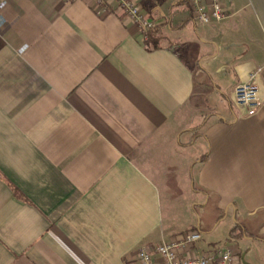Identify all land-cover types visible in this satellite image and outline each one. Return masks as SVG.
Listing matches in <instances>:
<instances>
[{"label": "crops", "instance_id": "crops-1", "mask_svg": "<svg viewBox=\"0 0 264 264\" xmlns=\"http://www.w3.org/2000/svg\"><path fill=\"white\" fill-rule=\"evenodd\" d=\"M136 1L155 47L116 0H0V264H136L193 229L264 264V0Z\"/></svg>", "mask_w": 264, "mask_h": 264}, {"label": "built area", "instance_id": "built-area-1", "mask_svg": "<svg viewBox=\"0 0 264 264\" xmlns=\"http://www.w3.org/2000/svg\"><path fill=\"white\" fill-rule=\"evenodd\" d=\"M116 1L119 10L125 13L147 38V31L155 26V21L140 10L136 0ZM190 4L196 20L203 24L219 21L227 16L222 0H190ZM258 71L259 67L249 74L245 82L236 84L231 90L233 102L243 108L247 115H253L258 109ZM200 238L201 232L193 229L177 238L163 241L153 248L141 247L136 253V264H238L231 245H217L199 251L197 243ZM156 256L160 262H157Z\"/></svg>", "mask_w": 264, "mask_h": 264}, {"label": "rangeland", "instance_id": "rangeland-1", "mask_svg": "<svg viewBox=\"0 0 264 264\" xmlns=\"http://www.w3.org/2000/svg\"><path fill=\"white\" fill-rule=\"evenodd\" d=\"M178 1V0H162V7L165 9H169V7L172 9L174 5V3ZM193 185H195V182H190V188L193 187ZM202 209L200 210V212L202 213L201 217L203 219V221H205L207 223V227L209 228H213V219L215 217L216 214V208L215 205H213L212 203H207L204 204L202 207ZM225 229H224V224H222V222H220V224L218 226H215L209 233V237H207L208 235L204 236V240H202V245H204V243L206 242H210V241H223L224 237H225ZM211 239V240H210ZM201 242V241H200ZM220 243V242H218Z\"/></svg>", "mask_w": 264, "mask_h": 264}, {"label": "trees", "instance_id": "trees-1", "mask_svg": "<svg viewBox=\"0 0 264 264\" xmlns=\"http://www.w3.org/2000/svg\"><path fill=\"white\" fill-rule=\"evenodd\" d=\"M158 30L157 28L153 27L152 29H150L149 31H147V43L148 44H153V46L155 47L156 42H154L157 38H158ZM147 44V45H148ZM244 230L242 229V227L238 224L235 223L230 229H229V235L230 236H238L240 234H243Z\"/></svg>", "mask_w": 264, "mask_h": 264}]
</instances>
